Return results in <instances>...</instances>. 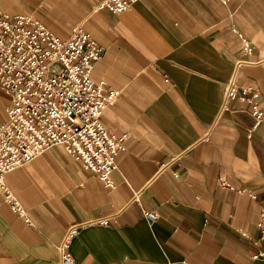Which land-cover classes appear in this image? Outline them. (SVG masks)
<instances>
[{
	"label": "crops",
	"instance_id": "obj_1",
	"mask_svg": "<svg viewBox=\"0 0 264 264\" xmlns=\"http://www.w3.org/2000/svg\"><path fill=\"white\" fill-rule=\"evenodd\" d=\"M102 1L0 0L1 10L36 16L62 41L81 28L104 48L93 78L120 97L103 122L127 140L114 189L58 146L9 173L34 225L0 191V264H59L72 228L76 264H264L252 259L264 124L249 138V106H225L232 77L264 102V0H138L121 14L98 10ZM10 103L0 88V127Z\"/></svg>",
	"mask_w": 264,
	"mask_h": 264
},
{
	"label": "built area",
	"instance_id": "obj_2",
	"mask_svg": "<svg viewBox=\"0 0 264 264\" xmlns=\"http://www.w3.org/2000/svg\"><path fill=\"white\" fill-rule=\"evenodd\" d=\"M138 0H103L98 10L121 14ZM229 4L235 0H219ZM245 55L252 43L239 34ZM105 50L88 33L76 28L67 41L57 38L34 15L12 16L0 9V88L11 98L8 120L0 127V191L28 225L33 220L8 188L6 176L22 168L53 147H61L94 174L108 189H114L113 172L126 152V138L117 137L103 122L105 111L120 97L93 72ZM239 64H243L240 62ZM239 101L249 106L253 125L251 138L264 124V102L254 86L226 84L225 106ZM153 221L158 216L144 212ZM107 224V222H103ZM258 251L254 261L264 262V210L260 214ZM72 228L60 246L59 264H76L69 251Z\"/></svg>",
	"mask_w": 264,
	"mask_h": 264
}]
</instances>
